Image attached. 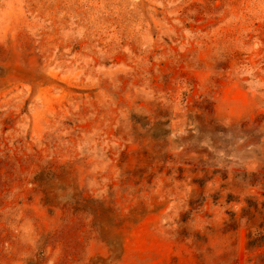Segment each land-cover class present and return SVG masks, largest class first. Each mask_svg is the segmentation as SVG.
I'll return each instance as SVG.
<instances>
[{"label":"rangeland","instance_id":"rangeland-1","mask_svg":"<svg viewBox=\"0 0 264 264\" xmlns=\"http://www.w3.org/2000/svg\"><path fill=\"white\" fill-rule=\"evenodd\" d=\"M0 264H264V0H0Z\"/></svg>","mask_w":264,"mask_h":264}]
</instances>
